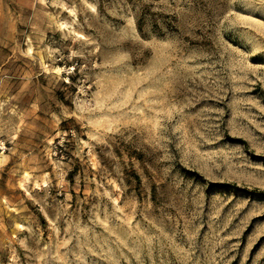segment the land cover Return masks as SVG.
Instances as JSON below:
<instances>
[{
  "label": "rangeland",
  "instance_id": "rangeland-1",
  "mask_svg": "<svg viewBox=\"0 0 264 264\" xmlns=\"http://www.w3.org/2000/svg\"><path fill=\"white\" fill-rule=\"evenodd\" d=\"M0 264H264V0H0Z\"/></svg>",
  "mask_w": 264,
  "mask_h": 264
}]
</instances>
